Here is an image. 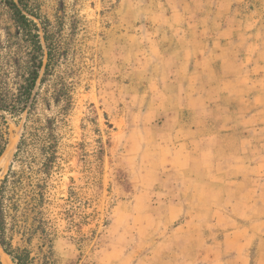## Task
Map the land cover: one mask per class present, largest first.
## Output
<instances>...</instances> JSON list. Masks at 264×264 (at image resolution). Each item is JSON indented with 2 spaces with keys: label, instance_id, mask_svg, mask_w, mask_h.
<instances>
[{
  "label": "rangeland",
  "instance_id": "1",
  "mask_svg": "<svg viewBox=\"0 0 264 264\" xmlns=\"http://www.w3.org/2000/svg\"><path fill=\"white\" fill-rule=\"evenodd\" d=\"M30 6L43 44L46 25L53 57L30 109L16 118L0 110L8 138L0 184L11 168V180H18L13 248L27 251L29 264H204L191 249L219 243L223 231L186 226L185 215L158 206L157 149L145 148L160 137L162 107L172 111L188 94L186 81L169 79L174 52L223 61V0H30ZM236 7L239 19L252 10L264 25V0ZM227 18L235 23L234 15ZM8 26L4 17L0 66L15 89L29 50L18 38L9 41ZM197 67L193 76L200 79L203 63ZM208 82L205 76L189 94L202 93ZM198 101L204 106L205 95ZM262 247L264 240L251 250L250 264Z\"/></svg>",
  "mask_w": 264,
  "mask_h": 264
},
{
  "label": "crops",
  "instance_id": "2",
  "mask_svg": "<svg viewBox=\"0 0 264 264\" xmlns=\"http://www.w3.org/2000/svg\"><path fill=\"white\" fill-rule=\"evenodd\" d=\"M239 1L223 0V61L174 52L169 79L186 81L188 94L174 110L162 107V124L155 125L160 137L145 148L157 149L158 206L185 215L186 226L197 222L223 231L219 243L191 249L204 264H250L251 250L264 240V25L251 9L239 19L233 8ZM197 61L209 82L203 94H189L193 85L201 88L202 78L193 76L200 71ZM201 95L204 106H195ZM258 253L255 264H264V248Z\"/></svg>",
  "mask_w": 264,
  "mask_h": 264
},
{
  "label": "trees",
  "instance_id": "3",
  "mask_svg": "<svg viewBox=\"0 0 264 264\" xmlns=\"http://www.w3.org/2000/svg\"><path fill=\"white\" fill-rule=\"evenodd\" d=\"M29 14L39 18L37 13L32 10L30 0H0V21H3V18L6 17L15 29V32H12V27H7L9 41L15 44L14 40L18 38L26 44L29 50L26 62L21 67L22 73L16 74L18 83L15 89H12L7 79L3 77L0 66V110L7 112L13 118L22 115L28 108L30 109V102L41 77V72L44 68L48 72L53 57V41H50L46 25L42 23L44 27V45L40 28L28 16ZM45 60L48 61L47 64H45ZM10 62L11 65H14L13 68L16 69L15 59H11ZM6 126L7 122L0 117V158L5 153L8 145L7 133L4 131ZM23 141L24 136L19 144L17 154L21 150ZM47 161L49 162L44 164V174L46 175L50 173L54 156ZM13 175L11 168L0 184V246L14 264H29L30 255L28 252L14 249L11 243V235L16 222V213H13V211L17 208L14 190L18 182L15 179L11 180ZM0 264H4L2 256L0 257Z\"/></svg>",
  "mask_w": 264,
  "mask_h": 264
},
{
  "label": "bare ground",
  "instance_id": "4",
  "mask_svg": "<svg viewBox=\"0 0 264 264\" xmlns=\"http://www.w3.org/2000/svg\"><path fill=\"white\" fill-rule=\"evenodd\" d=\"M1 253H2V254H1V256H2V261H3L4 264H13V263L11 262L10 258H9L6 254H4L2 250H1Z\"/></svg>",
  "mask_w": 264,
  "mask_h": 264
},
{
  "label": "water",
  "instance_id": "5",
  "mask_svg": "<svg viewBox=\"0 0 264 264\" xmlns=\"http://www.w3.org/2000/svg\"><path fill=\"white\" fill-rule=\"evenodd\" d=\"M1 159V158H0ZM0 248H1V250L3 251V249H2V247L0 246ZM3 253L5 254V252L3 251ZM7 255V254H6ZM8 256V255H7ZM0 257H1V253H0ZM9 257V256H8ZM10 258V257H9ZM10 260H11V258H10ZM11 262H12V260H11ZM13 263V262H12ZM14 264V263H13Z\"/></svg>",
  "mask_w": 264,
  "mask_h": 264
}]
</instances>
